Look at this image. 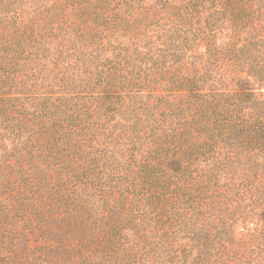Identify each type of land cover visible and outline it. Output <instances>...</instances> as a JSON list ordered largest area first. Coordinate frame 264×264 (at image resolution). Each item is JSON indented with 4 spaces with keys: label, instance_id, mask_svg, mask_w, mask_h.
Segmentation results:
<instances>
[{
    "label": "trees",
    "instance_id": "obj_1",
    "mask_svg": "<svg viewBox=\"0 0 264 264\" xmlns=\"http://www.w3.org/2000/svg\"><path fill=\"white\" fill-rule=\"evenodd\" d=\"M0 264H264V0H0Z\"/></svg>",
    "mask_w": 264,
    "mask_h": 264
}]
</instances>
